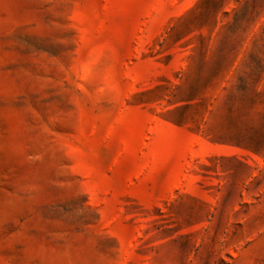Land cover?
Wrapping results in <instances>:
<instances>
[{
    "label": "rangeland",
    "instance_id": "obj_1",
    "mask_svg": "<svg viewBox=\"0 0 264 264\" xmlns=\"http://www.w3.org/2000/svg\"><path fill=\"white\" fill-rule=\"evenodd\" d=\"M0 264H264V0H0Z\"/></svg>",
    "mask_w": 264,
    "mask_h": 264
},
{
    "label": "trees",
    "instance_id": "obj_2",
    "mask_svg": "<svg viewBox=\"0 0 264 264\" xmlns=\"http://www.w3.org/2000/svg\"><path fill=\"white\" fill-rule=\"evenodd\" d=\"M200 88V84L199 83H194V85H192V90L190 91L191 95H194L196 93V91ZM250 142H248L250 145L253 144V139L250 138L249 139Z\"/></svg>",
    "mask_w": 264,
    "mask_h": 264
}]
</instances>
